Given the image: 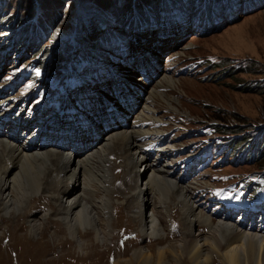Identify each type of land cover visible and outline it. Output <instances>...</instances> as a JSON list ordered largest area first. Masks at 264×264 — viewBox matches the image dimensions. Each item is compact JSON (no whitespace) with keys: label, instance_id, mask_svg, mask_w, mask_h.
I'll list each match as a JSON object with an SVG mask.
<instances>
[{"label":"rangeland","instance_id":"rangeland-1","mask_svg":"<svg viewBox=\"0 0 264 264\" xmlns=\"http://www.w3.org/2000/svg\"><path fill=\"white\" fill-rule=\"evenodd\" d=\"M142 1L0 0V13L7 11V14L14 16L18 23L24 19L23 22L28 21L27 26H35L40 20L51 21V24H55L54 29L41 39L40 47L46 45L49 51L54 53L56 49L61 52V46H66L65 52L62 50L63 56L66 55L72 61L78 57L77 69L69 68L70 73L69 70L67 73L70 76L68 78L66 69L61 73V77L56 74L45 76L46 71L35 70L33 76L37 78L36 80L30 77V72L18 75L21 63L15 65L13 59L18 47L13 51L11 59L1 60L5 56L7 57L11 48L1 53L0 114H10L3 130L19 135L23 141H25L26 135L27 138L37 137L38 144H43L46 135L42 130L48 123L53 122L55 126L54 122L58 121V125L54 129L57 135L56 140L53 137L51 141L54 143L47 149L56 152L54 144H59L60 141L67 143L64 138L68 139L71 147H76L78 140L71 137V135L74 136V131L71 130L70 135L67 127L68 122L62 121V119L68 117L71 109L85 104L86 99L83 98L91 96L93 89V93L113 92L118 105L122 108L124 103H121L120 96L124 88H127L128 93H131L135 99H138L139 93H141V101L137 100L136 108L132 113L116 112L111 114L110 118L118 119L116 114H120L121 117L126 115L128 116L126 128L131 126L150 134L138 138L143 147L135 155L140 159L139 165L135 167L138 171L136 172L139 174L140 171L141 174H145V165H142L141 161L143 159V161H147L148 165L157 169L164 168L165 172L168 171V174L185 182L191 191L190 196L188 191H185L186 202L194 208L195 212L186 214V210H182L183 205H175V202L170 204L166 200L159 201L158 194L152 198L153 204L137 205V208H134L135 202L140 204L139 202L143 201L141 198L129 201V189L123 185L124 182L128 183V187L130 184L132 185L131 175L133 174L128 176L129 167L121 166V163L124 164L125 161L123 159L116 160L114 157L111 160L113 164L117 161V166L121 167L114 171L117 181L114 191L112 190L106 198L107 201L109 200L108 210H103V203L100 205L104 196L99 193L96 195L98 198L95 206L97 205L100 214L94 216L95 212L93 213L96 221L103 222L105 234L100 233L103 243L95 240V236L91 233L92 226L87 224H84L78 231L83 234L79 235L78 233L77 237L75 236L76 243L65 228L66 222L61 220L62 214L54 213L52 210L54 221L48 220L50 217L49 206L54 201L55 203L59 202V199L53 198L52 201L48 198L38 197L35 203L17 215V218L3 216V212L0 211V217H4L0 218V264H114L120 258L122 261L131 259L139 247L157 252L158 248L171 243L177 242L176 246H179L183 235L189 232L188 229L194 235H209L211 233L209 227L202 223L201 225L199 223L198 226L195 224V215L201 213L206 217L210 216V218L214 216L212 219L215 222V228H218L222 223V225L226 224L228 227L240 229V231L247 229L246 235H255L251 232L264 234V223L258 227V222L253 218H249V220H244L243 217L237 219L235 211L232 210L224 213L223 207L231 209L228 204L231 196L227 201H224L225 197L220 195L223 186L227 184L231 186L232 182L242 183V179L239 177L232 181L231 174L262 171L264 166H261V163L256 166L233 164V159L228 157L222 168L216 167L215 163L211 161H206L205 166H201L203 167L201 170L196 163L200 148L195 144L201 139L209 141L217 137L227 139L230 136L231 133L216 135L213 134V129H207L214 125L221 126L227 131L241 130L237 137L255 129H258L256 132L262 130L260 134H264V9L243 14L239 12L238 15L232 14L236 18L234 22L215 31L206 29L204 33L198 29L200 26L197 27L193 24L191 19L185 20L183 16L177 19V14L171 13V16H163L161 12L156 13L161 17H168L165 18L168 23L162 22L161 19L158 24L152 22L149 25H144L137 19L135 24H137L138 30L142 31L134 33L130 31L128 38L123 41L127 47L124 52L126 56L122 57L119 55V53H123L119 48L122 44L113 43L111 39L105 43L101 35L108 30L107 28L112 30L111 33L123 31L122 27L118 28L122 24L120 19L127 18L128 13L134 8H143ZM148 1L159 3L167 0ZM137 3L139 7H135ZM116 7L124 9L123 17L113 13ZM231 10H234V7ZM102 21L108 26L102 28L99 25ZM169 23H178V26L171 30ZM187 25H190L189 29ZM161 26H165L167 29L162 30ZM157 27L159 30H156ZM99 30H101V35H97ZM112 35L115 36V34ZM1 37L3 36H0V43L2 42ZM84 37L91 43L84 42ZM96 41L97 43H95ZM77 43L81 45L72 49ZM109 45L113 46L115 50L104 49ZM154 53L159 54V57H156L159 67L156 65L155 57L151 55ZM114 59L119 61L113 62ZM102 62L104 64L101 65ZM65 64L64 66L67 67L72 63ZM235 66L240 67L236 69ZM102 78L104 82H99L98 80ZM163 78H174L177 82L176 87H157ZM66 80L68 81L67 87ZM96 83L97 87H93L92 85ZM140 83L144 84L143 88L136 85ZM154 89L164 94L165 99H161L160 102L149 99ZM87 93L89 95H86ZM145 99H149L148 105L153 110L148 111L150 118L154 117L144 122L138 120V115L140 112L142 113V109H144L143 112H146L142 107ZM62 101H64L63 106L61 105ZM165 101H168V104ZM170 105L175 108L170 109ZM122 119L124 118L122 117ZM21 120L22 123H20ZM28 130L32 132L28 133ZM117 130L121 131L120 129L111 131ZM109 132H104L98 138L97 144L90 149L78 147L74 151L78 152L80 156L96 153L101 149L100 146L105 144V138ZM89 133L93 135L92 131ZM7 137L0 136V139L10 143ZM12 147L14 146L12 145ZM47 151L51 150L45 152ZM68 153L72 152L67 151ZM202 154L204 153L202 152ZM8 165L10 168L12 167L10 162ZM168 168L170 170H167ZM6 172L7 170H5V174ZM53 177L55 180L49 182L51 185L58 183L60 174ZM82 178L83 175L79 179L80 187H83ZM252 178L256 180V178ZM63 180L60 182L62 185ZM70 193L69 190H66V195ZM8 195L9 191L6 192L4 198ZM196 195L199 198H191ZM72 196L71 193L65 197L64 204L71 205ZM161 202L163 203L160 204ZM144 203L147 204L146 201ZM2 204L0 202V208H2ZM53 209L57 211L55 206ZM12 210L10 207L9 211ZM231 212H234V217H230ZM153 213L155 216H160L162 223L161 238L164 237V242L160 244H156L154 238H146L142 234V229H145L146 216ZM213 213H219V215H213ZM36 214L37 216H35ZM72 219H68V221L73 224ZM85 232L92 236L86 237ZM258 237L261 236L258 235ZM87 240L91 246L83 251L80 250L78 245H83ZM181 264L191 263L188 262V259L182 258ZM215 264H220V260H217Z\"/></svg>","mask_w":264,"mask_h":264},{"label":"bare ground","instance_id":"bare-ground-1","mask_svg":"<svg viewBox=\"0 0 264 264\" xmlns=\"http://www.w3.org/2000/svg\"><path fill=\"white\" fill-rule=\"evenodd\" d=\"M175 26H178V23H169V29H176ZM187 26L189 29L190 25ZM161 27L163 28H161L162 30L167 29L165 26ZM156 30H159V28L157 27ZM79 42L82 43L80 40ZM80 45L81 44L77 43L74 49L78 48ZM151 55L155 57L156 65L159 67L158 60L156 59V57H159V54L154 53ZM140 84L141 86H139ZM140 84L136 85L143 88L144 84ZM176 84L177 82L174 78H163L157 87L173 88L176 87ZM140 98L141 95H139V100L141 101ZM149 99L154 100V102H160L161 99H165V97L164 94L154 89ZM149 99H145L143 103L142 107L145 108L146 112H143L144 109H142L143 111L141 110L144 114L140 112L138 115L139 121L145 122L154 117L151 116L150 118V113H148V111H153L148 105ZM165 102L168 104V101ZM169 108L173 110L175 107L173 108V106L170 105ZM137 114L138 112L136 115ZM117 118V121L111 123L107 122V128L105 129L115 128L121 131L109 132L107 138H105V144L100 146L101 149L97 151L98 153L90 154L86 152L87 154L80 156V154L75 151H68L72 153L67 154V151L65 152L59 149H56L55 152V150L47 149L46 147H37L32 141L24 144L18 135L3 130V126L9 119V115H0V136H8L7 138H9L10 141L9 143L0 139V202L3 203L0 211L3 212V216L8 215L9 217L15 216L14 218H17V215L23 213L27 207L35 203L38 197L48 198L52 201L53 198H58L59 202L55 203L54 201L48 208L50 212L48 220L54 221L52 216L55 212L62 214L63 217L61 220L66 222L65 228L70 232L73 240H75V236L78 233L79 235L83 234L78 231L84 224L90 227L92 226L91 233L95 236V240L99 243H103L100 237V233L103 232L105 234L103 222L101 223V221H96L94 219V216H99L100 214L96 207L97 205L95 206L96 199L98 198L96 195L99 193L103 194L104 197L100 205L103 203V210H108L107 205L109 200L107 201L106 198L111 194L112 190L114 191V185L117 181L114 171L121 166L129 167L128 176L133 174L131 175L132 178L130 177L132 183V185H129L130 187H128L127 182V184L125 182L123 183V185L129 189V201L132 199L138 200V198H141L143 201L142 203L139 202L140 204L135 202L136 205L134 208H137V205L144 204L146 206L150 203L153 204L152 198H154V195L158 194L159 201L166 200L167 203L169 202L170 204L175 202V205H183L184 207L182 210H186V214H193L195 212L194 208L186 202L185 191H188L189 196L191 195V191L186 186L187 184L185 182H181L174 176L168 174V171L165 172L164 168L157 169L156 167L148 165L147 161H143V159L141 161L143 163L142 165H145V174H141L140 171L139 174L137 173L138 171L135 167L139 165L138 162L140 159L136 158L135 155L139 153L140 149L143 147L139 142V137L146 136L148 133L142 131V129L132 128L131 126L125 128L122 126L124 119H122L120 115ZM93 140L92 137L87 136L86 139L84 138L83 143L88 146ZM12 145L14 147H12ZM67 145H69L68 142ZM46 150L51 151L45 152ZM114 157L116 160L123 159L125 161L124 164L121 163L119 167L117 166V161L113 164L111 160ZM8 162L12 165L11 168ZM5 170H7L6 174ZM167 170H170V168ZM8 173H10V175H8ZM58 174H60L58 183L51 185L49 182L55 180L53 176H58ZM136 174H138V176H136ZM81 175H83V187H80L78 184ZM171 178L177 181H173ZM62 180L63 185L60 183ZM62 186L64 187L61 188ZM66 190H69L73 194L72 204L69 206L63 202V199L71 194L66 195ZM8 191L9 195L4 198V195H6ZM191 198L196 199L199 198V196L196 195ZM31 200H34V202H31ZM144 201H146L147 204L144 203ZM162 203L163 202L160 204ZM54 206L57 208V211L53 209ZM10 207L13 209L12 211H9ZM52 210L54 212L53 215L51 214ZM29 212H31V210H29ZM94 212L95 215L93 216ZM3 216L0 218H4ZM35 216H37V214ZM207 217L202 213L195 215V224L198 226L199 223L200 225L202 223L206 227H209L211 231L209 235H194V233L188 229L189 232L183 235L181 245L179 246H176L177 242L171 243L167 246L158 248L157 252H152L151 249L144 250L139 247L135 250L131 259L122 261L120 258L116 260L114 264H181L182 258L188 259V262L191 264H215L217 260H220V264H264V234L251 232L255 235H246L245 232L247 229H245L246 231H240V229L230 228L226 224L222 225V223L219 224L218 228H215V222L212 219L214 216H211V218L210 216ZM68 219H72L71 221L74 223L72 224ZM144 227L145 229H142L143 237L154 238L156 244L164 242V237L161 238L162 223L159 215L155 216L153 213L150 216H146ZM33 229L34 227L32 230ZM92 235L86 233L85 236L91 237ZM258 235L261 237H258ZM89 246L91 245L88 240L84 241L83 245H78L79 249L82 251Z\"/></svg>","mask_w":264,"mask_h":264},{"label":"trees","instance_id":"trees-1","mask_svg":"<svg viewBox=\"0 0 264 264\" xmlns=\"http://www.w3.org/2000/svg\"><path fill=\"white\" fill-rule=\"evenodd\" d=\"M142 6L143 8L141 7L140 9L134 8V10L128 13L127 18L120 19L122 24L120 23L121 25H119L118 28L121 29L122 27L123 31L111 33L110 31L112 30L107 28L108 30L102 35L101 30H99L97 35H101L105 43H108L111 39L113 43L120 45L128 38L130 31H133V33L134 31H142L138 30L137 24H135L137 19L144 25H149L152 22L158 24L161 19L162 22L166 21L168 23L167 19H165L168 17L163 16H171V13L173 15L177 14V19L180 16H183L185 20H188V18L191 19L194 25L197 27L200 26L198 29L203 33L206 32V29L215 31L234 22L236 18L233 17L232 14L238 15L239 12L243 14L264 9V7L260 8L264 6V0H167L166 2L161 1L159 3L143 0ZM135 7H139L138 3ZM233 7L234 10H231ZM123 11L124 9L116 7L113 13H116L119 17H123ZM159 12L162 13V17L156 15V13L159 14ZM36 19L39 20L38 18ZM23 21L24 19L18 23L14 16L7 14V11L0 13V36H3L1 37L0 54L11 48L7 55V58H9V56L13 54L15 48L18 47L13 56L15 62L21 60L26 68L30 67L32 70L47 71L48 76L49 74H57V76L61 74V69L64 67L62 63L65 64L69 61L66 55H62V50L65 52L66 46H61V52L56 49L54 53H51L46 45L43 47L39 45L41 39L54 29L55 24H51V21H49V23L40 20L35 26H27L28 21ZM99 25L102 28L108 26L104 21H102V23L100 22ZM55 33L54 31V34ZM112 34H115V36ZM83 41L91 43V41L85 37ZM95 43H97V41ZM119 48L125 52L121 45ZM104 49L107 51L115 50L111 45ZM208 129H213V134L216 135L231 133L227 139H217L212 143L213 148L217 152L225 153V157L228 155L241 164L256 166L261 163V166H264V134H260L262 130L256 132L258 129H255L247 134L242 133L243 135L241 137H237L238 134L241 133V130H236L235 132L227 131L225 128L217 125L211 126ZM238 175L239 178L248 177L250 179V176H257L259 180L260 178L264 180V168L262 171ZM248 185H252V182ZM258 185L259 183L257 186Z\"/></svg>","mask_w":264,"mask_h":264}]
</instances>
